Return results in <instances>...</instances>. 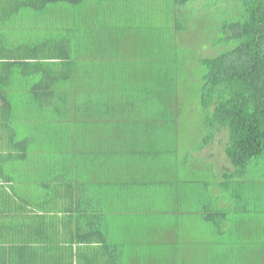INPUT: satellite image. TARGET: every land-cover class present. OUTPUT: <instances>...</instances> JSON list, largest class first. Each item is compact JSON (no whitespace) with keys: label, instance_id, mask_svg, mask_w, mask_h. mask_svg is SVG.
<instances>
[{"label":"crops","instance_id":"1","mask_svg":"<svg viewBox=\"0 0 264 264\" xmlns=\"http://www.w3.org/2000/svg\"><path fill=\"white\" fill-rule=\"evenodd\" d=\"M79 2L0 0V264H242L223 224L253 185L194 151L165 161L126 64H92L123 48ZM242 234L231 243L262 258L264 236Z\"/></svg>","mask_w":264,"mask_h":264},{"label":"rangeland","instance_id":"2","mask_svg":"<svg viewBox=\"0 0 264 264\" xmlns=\"http://www.w3.org/2000/svg\"><path fill=\"white\" fill-rule=\"evenodd\" d=\"M82 1L81 9L91 10L92 16L96 18L93 23L97 24L98 21L108 29L104 34L99 32L103 46L107 43L112 46L117 43L123 48H110L109 44L107 47L110 49H104L101 45L99 54L90 53L95 57L92 64H126L128 68L122 70L123 75L118 81L126 84L127 88L145 90L146 87L153 91L157 88L158 91L167 92L169 95L176 92V102L179 106L171 112L173 116L165 121L158 120L157 123L163 127V136L168 138L167 144L177 145V159L180 163L183 165L188 161L191 151H194V161L202 169L203 165L213 164L212 166L227 165L230 170H234L235 167L225 154L228 131L221 128L220 135L216 131L217 127L206 125L199 92L203 70L200 60L231 47V40H225L229 31L224 30V25L229 20H234L236 15L231 13L230 7H225V0L190 1L181 8H174L171 0ZM177 9V16L184 21H177L179 27L176 29L173 19L170 22L169 17L174 16V10ZM166 55H173L177 64H168L164 58ZM145 64L164 66L159 69L162 74L166 73L165 77L168 78L163 85L164 89L155 87L152 78L145 79L139 75L137 69H145ZM132 74L136 78H133ZM113 76L111 73L110 78ZM163 76L159 75L162 78ZM151 86L153 88H150ZM143 94L145 95L144 92ZM157 103L162 105L163 98L157 100ZM160 112L163 113L162 110ZM212 153L213 159H210L208 155ZM172 158L173 153L167 152L165 161ZM244 180L253 185L250 190L252 194L248 197V206H245L243 211L239 210V213L231 215L226 227L223 224V242H228L223 245V249L230 255L238 256L243 260L242 264H264V256L259 258L250 255L248 259L246 251L240 252L246 245L239 247L231 243L239 240L243 230L242 235L249 236L244 237L248 243L250 240L258 241V236H264V155L250 162L245 170ZM228 185V189H223V193L232 197L231 189L234 184L230 182ZM202 226L204 229L207 227L203 224ZM231 258L229 257V264H232Z\"/></svg>","mask_w":264,"mask_h":264},{"label":"trees","instance_id":"3","mask_svg":"<svg viewBox=\"0 0 264 264\" xmlns=\"http://www.w3.org/2000/svg\"><path fill=\"white\" fill-rule=\"evenodd\" d=\"M79 1L81 0H68L73 5L80 3ZM190 1L196 0H171L174 8L186 6ZM225 2V7H230L231 13L236 15L234 20H229L224 25V30L229 31L225 40H231V47L200 60L203 70L199 92L206 125L217 127L216 131L220 135L221 128L227 129L225 154L235 170L241 173L240 179L244 180L245 170L250 162L264 155V0ZM174 12L169 21L172 22L173 19L177 29V21L181 19L177 16L178 9ZM164 58L168 64H177L173 55H166ZM159 65L156 67L155 64H145V69L137 71L145 79L152 78L155 87L163 88L168 78L165 77L166 73L162 74L159 70L164 66ZM160 74L164 75L163 78L159 77ZM143 92L146 102L138 96ZM132 94L134 95L129 99L132 107L135 101L142 100L149 115L154 118L156 115L164 121L172 117L171 112L179 106L175 91L169 95L157 88L153 91L145 87V90H133ZM162 98L163 104L159 105L157 100ZM167 140L164 135L165 156L169 151H178L177 145L167 144Z\"/></svg>","mask_w":264,"mask_h":264}]
</instances>
